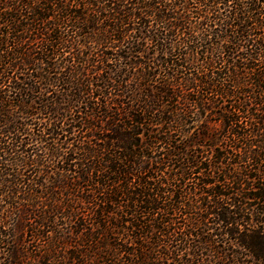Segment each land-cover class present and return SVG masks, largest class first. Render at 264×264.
<instances>
[{
	"label": "trees",
	"instance_id": "16d2710c",
	"mask_svg": "<svg viewBox=\"0 0 264 264\" xmlns=\"http://www.w3.org/2000/svg\"><path fill=\"white\" fill-rule=\"evenodd\" d=\"M0 264H264V0H0Z\"/></svg>",
	"mask_w": 264,
	"mask_h": 264
}]
</instances>
